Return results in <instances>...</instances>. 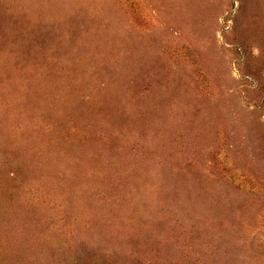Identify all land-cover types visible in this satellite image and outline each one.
Returning a JSON list of instances; mask_svg holds the SVG:
<instances>
[{
  "label": "rangeland",
  "instance_id": "374dc122",
  "mask_svg": "<svg viewBox=\"0 0 264 264\" xmlns=\"http://www.w3.org/2000/svg\"><path fill=\"white\" fill-rule=\"evenodd\" d=\"M0 264H264V0H0Z\"/></svg>",
  "mask_w": 264,
  "mask_h": 264
}]
</instances>
